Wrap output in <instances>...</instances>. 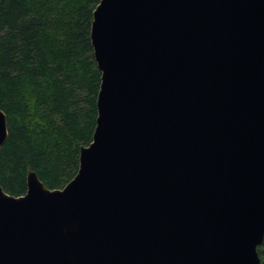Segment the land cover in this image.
<instances>
[{"label":"water","instance_id":"obj_1","mask_svg":"<svg viewBox=\"0 0 264 264\" xmlns=\"http://www.w3.org/2000/svg\"><path fill=\"white\" fill-rule=\"evenodd\" d=\"M90 40L92 141L0 185V264H261L264 0H100Z\"/></svg>","mask_w":264,"mask_h":264},{"label":"trees","instance_id":"obj_2","mask_svg":"<svg viewBox=\"0 0 264 264\" xmlns=\"http://www.w3.org/2000/svg\"><path fill=\"white\" fill-rule=\"evenodd\" d=\"M100 0H0V109L8 135L0 151V185L26 192L36 173L49 189L76 174L92 141L100 85L90 40ZM264 264V242L258 247Z\"/></svg>","mask_w":264,"mask_h":264}]
</instances>
